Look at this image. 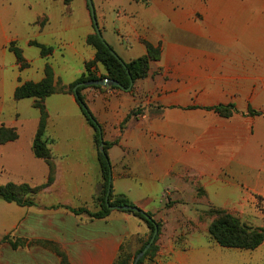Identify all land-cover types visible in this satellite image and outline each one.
<instances>
[{"label":"crops","instance_id":"0c3cea01","mask_svg":"<svg viewBox=\"0 0 264 264\" xmlns=\"http://www.w3.org/2000/svg\"><path fill=\"white\" fill-rule=\"evenodd\" d=\"M3 1L0 126L16 129L18 138L0 144V185L39 187L50 174L49 165L33 151L40 112L34 98L17 101L15 91L24 83L41 82L47 65L55 84L74 83L96 58L88 43L95 28L87 0H75L70 14L61 0H27L30 11L35 10L28 18L4 10ZM92 1L104 40L124 63L147 54L144 42L161 47L160 59L150 63L148 76L134 82L131 90L82 91L103 140L112 144L113 194L125 196L163 224L156 256L141 264H233L226 253L231 248L211 238L210 224L200 225V193L203 188L207 209L245 211L257 196L264 200V117L257 115L250 134L247 85L237 97V91L212 78L217 71L216 19L228 15L217 4L248 0ZM75 6L81 9L79 15ZM43 16L47 21L40 25ZM32 42L52 47V54L42 56ZM12 44L22 50L26 67L10 50ZM92 71L107 75L100 63ZM232 101L237 111L229 118L205 109ZM45 105L49 127L55 116L82 114L76 97L68 93L49 96ZM206 121L212 133L202 144L196 132ZM91 129V139L83 146L71 138L67 145L50 140L55 180L33 195L34 205L0 199V264H64V257L66 264H114L122 244L134 253L149 239L148 226L133 214L112 210L107 218L91 219L65 208L97 209L94 200L103 183ZM8 236L22 245L14 247L4 240ZM253 251L254 259L263 261L264 243ZM234 263L249 264L244 258Z\"/></svg>","mask_w":264,"mask_h":264},{"label":"trees","instance_id":"16d2710c","mask_svg":"<svg viewBox=\"0 0 264 264\" xmlns=\"http://www.w3.org/2000/svg\"><path fill=\"white\" fill-rule=\"evenodd\" d=\"M65 4L66 13L70 14L72 12V3L75 0H61ZM143 3L146 4L147 0H143ZM88 43L96 49V58L94 61L90 62L86 66V73L78 78L74 83L69 86H64L61 83L55 84L54 73L49 65L46 66L45 78L39 82H27L18 87L15 91V99L17 101L34 98V107L40 112V123L33 140V151L36 157L43 159L50 168V174L47 184L39 187H31L28 184H15L8 183L6 185H0V199L7 203H14L18 206H31L34 205L32 199L33 195L41 191L43 188L51 185L55 180L56 166L54 163V156L51 149L48 146L51 138H46V132L48 127L49 113L47 111L45 100L49 96L55 93H68L76 97L80 110L87 121V123L94 129V142L99 147V164L102 173V183L103 188L101 193L95 198V203L97 209L94 212L89 211L87 208L73 209L65 207L76 215L87 214L91 219H104L107 218L112 210L107 206L106 197L107 192L110 187V178L112 173V165L109 160L108 148L110 145L104 140L103 152L100 151L101 145V136L103 137V132L100 124L90 111L83 95L82 91L86 88H101L100 86H84L79 87L77 91H74V88L79 83L102 80L104 78H110L112 80L118 81L121 85L128 88L130 86L131 78L134 82L144 79L148 76L150 63L153 61H158L161 57V47L154 46L149 42H144L147 48V54L143 57L137 58L130 63H127V69L130 72V76L127 73L124 66L121 62L111 53L112 47L110 45H105L103 41L96 34V31L88 37ZM108 44V43H107ZM32 45L38 47L41 50L42 56L46 57L53 52L52 47H47L37 42H32ZM10 50L15 53L18 62L21 64L22 68L27 66L25 59L22 54V50L16 47L15 44L10 46ZM113 50V49H112ZM102 64L106 71L107 75L97 76L92 68L97 64ZM113 89H121L116 86H112ZM233 105H219L214 107H207L206 110L214 111L219 116L224 118L231 117L235 111L233 110ZM249 112L257 116L258 112L249 110ZM135 115V112L132 113ZM18 138V132L14 128H7L5 126H0V144H6L10 141H14ZM110 205L111 206H130L137 208V211H123L126 213L133 214L141 221H143L150 230V236L147 241H145L141 247L134 253L130 252V249L127 247V244L124 243L121 246L120 253L115 260L114 264H133L136 255L141 252L145 246L148 244L151 236L153 235L155 228L157 227L159 232L158 236L146 253L143 259L140 260L141 264L145 259H153L159 249L158 240L161 235L163 224L156 221L152 214L145 212L140 208L133 205L125 196H115L113 194V188L111 185L110 193ZM214 214V219L209 225L208 232L209 235L216 243L224 248L231 249H240V250H255L260 245L264 243V230L263 229H252L247 227L244 223L240 221L238 217L231 214L224 209H215L210 212ZM4 240L9 241L8 237H5ZM22 241V240H18ZM14 247H17L19 244L17 242H11ZM58 253L64 257L62 252ZM64 264L65 257H64Z\"/></svg>","mask_w":264,"mask_h":264},{"label":"rangeland","instance_id":"374dc122","mask_svg":"<svg viewBox=\"0 0 264 264\" xmlns=\"http://www.w3.org/2000/svg\"><path fill=\"white\" fill-rule=\"evenodd\" d=\"M7 0L3 1V9L8 10L16 15V13H24L25 16L32 17L35 13L33 8L30 11L27 0ZM143 3V0H142ZM144 4V3H143ZM218 10L226 11L227 17L217 18V34H216V74L212 76L217 83H224L226 86L237 91V97L240 95L241 87L247 85L249 95L248 116L250 118V134L254 133V125L257 116L252 115L249 110L259 113V117H264V0H248L242 4L232 2L228 4H217ZM76 14L81 13V9L74 7ZM47 21V17L43 16L39 20V24L43 25ZM106 41V40H105ZM133 42V41H132ZM228 105H233V110L237 111L234 101ZM227 106V105H226ZM209 125H204L201 131H197L198 138L203 144L208 143L210 132ZM93 132L91 127L80 113L67 118L55 116L51 126L47 127L46 138L51 137L62 145H67L66 140L71 138L79 142V146H83L90 141L89 133ZM95 143V142H94ZM99 153V147L95 144ZM66 146H62L60 150L64 151ZM200 196L202 198L199 220L201 226L210 224L214 219V214H210L215 210L209 207L207 196L201 189ZM256 202H248V208L245 211L227 210L231 214L240 219L242 223L252 229L264 230V200L257 196ZM3 201L0 200V203ZM196 214V212H195ZM9 242H17L20 247L22 241H18L15 237L8 236ZM227 256L231 257L232 263L247 259L249 264H263L264 259L255 258L253 250L227 249Z\"/></svg>","mask_w":264,"mask_h":264},{"label":"water","instance_id":"95a60500","mask_svg":"<svg viewBox=\"0 0 264 264\" xmlns=\"http://www.w3.org/2000/svg\"><path fill=\"white\" fill-rule=\"evenodd\" d=\"M87 2H88V6H89V9H90V12H91L92 19H93V24H94V28H95L96 34L103 41V43L108 46L107 42L104 40V38L102 36L101 30H100L99 25H98L97 18H96L95 7H94V4H93V1L92 0H87ZM111 53L121 62V64L124 66V68L126 69L127 73L130 76V72L127 69L126 63H124L119 58V56L115 53L114 50L111 49ZM130 80H131V83H130V86L128 88H126L123 85H121L118 81L112 80L110 78H104L102 80H94V81L79 83L74 88V91L76 92L79 87H84V86H100V87H112V86H116V87L121 88L124 91H129L134 86V80L131 78V76H130ZM103 148H104V141H103V137L101 136V145H100V151L101 152H103ZM111 185H112V174H111V178H110V187H109V190L107 192V197H106L107 206L111 210H121V211L132 210V211H137V208L130 207V206H111L110 205V200H109L110 193H111ZM158 232H159V230L156 227L153 235L151 236V238H150V240L148 242V244L145 246V248L141 252H139L136 255L133 264H139L140 260L143 259V257L146 255V253L150 250V248L154 244V242H155V240H156V238L158 236Z\"/></svg>","mask_w":264,"mask_h":264}]
</instances>
